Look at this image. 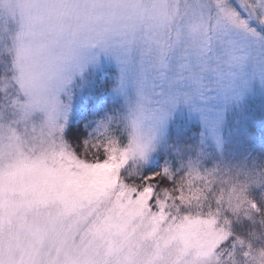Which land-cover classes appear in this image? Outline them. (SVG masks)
Here are the masks:
<instances>
[{
	"label": "snow or ice",
	"instance_id": "1",
	"mask_svg": "<svg viewBox=\"0 0 264 264\" xmlns=\"http://www.w3.org/2000/svg\"><path fill=\"white\" fill-rule=\"evenodd\" d=\"M249 74L264 0H0V264H264V167H140Z\"/></svg>",
	"mask_w": 264,
	"mask_h": 264
},
{
	"label": "trees",
	"instance_id": "2",
	"mask_svg": "<svg viewBox=\"0 0 264 264\" xmlns=\"http://www.w3.org/2000/svg\"><path fill=\"white\" fill-rule=\"evenodd\" d=\"M238 115L239 118H235V122L230 120L228 128L222 131L218 143H212L194 124L173 127L166 135L165 144L158 148L156 158L148 161L150 167L143 163L140 165L143 174L164 165L173 169L180 167L183 171L189 163L200 168L217 166L231 169L241 164L253 169L264 167V97H250ZM251 194L260 201L257 189H253ZM233 227L243 233L253 225L234 223ZM255 227L258 229L259 225Z\"/></svg>",
	"mask_w": 264,
	"mask_h": 264
},
{
	"label": "rangeland",
	"instance_id": "3",
	"mask_svg": "<svg viewBox=\"0 0 264 264\" xmlns=\"http://www.w3.org/2000/svg\"><path fill=\"white\" fill-rule=\"evenodd\" d=\"M247 79V86L238 96L235 91L225 92L213 88L204 93L203 98L193 94L188 103L181 100L174 109H169L170 115L162 124L151 126L149 134L153 136L154 149L149 153L148 161L156 158L158 148L165 144L166 135L173 127L179 128L186 124H194L200 127L212 143H218L222 131L228 128L230 120L235 122V118H239L238 114L243 110L249 98L264 97V81L250 74Z\"/></svg>",
	"mask_w": 264,
	"mask_h": 264
}]
</instances>
